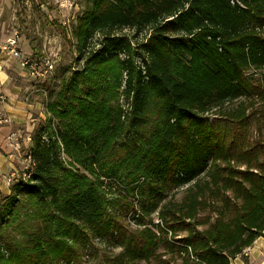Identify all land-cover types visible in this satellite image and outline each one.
Here are the masks:
<instances>
[{"label":"trees","instance_id":"trees-1","mask_svg":"<svg viewBox=\"0 0 264 264\" xmlns=\"http://www.w3.org/2000/svg\"><path fill=\"white\" fill-rule=\"evenodd\" d=\"M86 4L70 28L83 67L46 104L29 176L0 210V264H85L94 244L118 249L97 264H230L264 237V140L247 128L264 0ZM123 29L147 33L133 44L115 34ZM121 86L128 111L116 103ZM111 186L131 198L125 225ZM181 187V201L164 202ZM20 218L22 241L6 239Z\"/></svg>","mask_w":264,"mask_h":264},{"label":"rangeland","instance_id":"rangeland-1","mask_svg":"<svg viewBox=\"0 0 264 264\" xmlns=\"http://www.w3.org/2000/svg\"><path fill=\"white\" fill-rule=\"evenodd\" d=\"M88 5L81 3L76 9L71 11L60 10L56 7L45 8L36 5L34 0H0V39H4L14 33L17 34L22 47L32 57L41 60L43 57L53 59V71L50 77L46 80L33 79L32 77L22 73L19 66L15 65L13 60L0 57L1 61H4L3 66L7 71V75L12 84L19 87V99L24 102L36 99L41 106V115L37 114L38 121L35 123L33 130L39 125L45 124L48 121L49 115L46 112V104L50 103L56 96V93L60 89V82L66 77L70 76L72 71L82 69L84 60L79 56L75 40H71V24L79 15L78 11L84 10ZM65 22L67 25H63ZM74 25V24H73ZM147 30L134 32L132 29H123L116 31L115 34L126 37L133 44L136 41H141L146 35ZM102 36L97 33L93 36L88 45L87 50L96 49L100 46ZM1 54V53H0ZM123 58V54L121 56ZM8 60V61H6ZM137 62H139L137 60ZM17 66V67H16ZM249 77L251 83L254 85V89H257L258 94H252L248 98V102L251 99L254 100V104L247 110V128L251 139L263 138L264 140V99L261 98L260 93L264 97V68L258 70H250ZM118 90L117 105L122 111H128L129 107L122 95ZM234 101L225 105L229 110L237 107L240 101ZM125 113V112H124ZM124 113H122L124 115ZM214 117V116H213ZM10 122V121H9ZM8 123V122H7ZM55 125V121L52 122ZM12 132L18 134L17 146L15 143L8 141V135ZM6 136V140L11 145L14 152L18 157L17 175L20 177L23 174V169L29 166L27 155L31 145V133L28 136L19 135L17 130L10 131ZM62 159H66L65 156ZM112 187V186H111ZM110 187V189H111ZM107 197H111L115 200V214L119 216L120 222L125 225V215L128 213V202L131 201L129 195L120 187L113 186L111 190L105 187ZM186 187H181L167 193L164 202L172 201L179 202L184 196ZM7 194L0 193V210L3 203L6 201ZM205 216V213L199 215V217ZM23 219H17L14 222L9 223L4 228L3 235L6 239L15 237L22 241L20 231H25L26 223H22ZM129 223V220H126ZM40 222L32 223L35 230L40 228ZM127 227V226H126ZM130 229H134V225H129ZM202 227H199V229ZM157 231V230H156ZM158 233V232H157ZM92 258L85 264H97L100 263L103 256L111 255L118 251L117 248H105L102 244H94ZM163 249L159 248L157 253L162 252ZM167 258V256L165 257ZM78 261V259H75ZM77 264H80L77 262ZM84 264V262H83Z\"/></svg>","mask_w":264,"mask_h":264},{"label":"crops","instance_id":"crops-1","mask_svg":"<svg viewBox=\"0 0 264 264\" xmlns=\"http://www.w3.org/2000/svg\"><path fill=\"white\" fill-rule=\"evenodd\" d=\"M19 43L22 50L25 51L20 41ZM25 52L27 53V51ZM2 56L12 60L0 54V57ZM12 63L15 64V61L13 60ZM3 64L4 61L0 60V110L10 122L0 125V193L8 194L9 185L4 177L11 170L17 171L18 157L6 140V136L13 130H17L21 137L32 133L35 123L39 119L37 114L41 115V106L36 99L24 102L19 99L20 89L11 83ZM230 264H264V237L257 238L244 255L234 258Z\"/></svg>","mask_w":264,"mask_h":264},{"label":"built area","instance_id":"built-area-1","mask_svg":"<svg viewBox=\"0 0 264 264\" xmlns=\"http://www.w3.org/2000/svg\"><path fill=\"white\" fill-rule=\"evenodd\" d=\"M36 5L40 7H56L60 10L64 9L65 11H71L76 9L78 5L81 3L85 4L86 0H34ZM80 13V11H78ZM78 13V14H79ZM75 20L72 22L75 24ZM63 25H67L65 22H62ZM71 24V25H73ZM68 26V25H67ZM19 38L16 33L4 38L0 39V53L5 55L7 58H10L15 61V63L19 66L22 73L32 77L33 79H43L46 80L50 77L53 71V59L42 58L41 60L32 57L30 54L26 53L22 50ZM9 122V119L3 114L0 110V125ZM18 134L16 132H12L8 135V141L15 143L17 146ZM27 159L29 161V166L24 167L23 174L20 177L17 175V171L11 170L10 173L5 176L6 183L10 186L14 181L18 178H27L29 176V172L33 166V162L31 160L30 153L27 155ZM154 223L159 224L160 222L155 219ZM248 248L242 251L241 255H244ZM193 258V257H192Z\"/></svg>","mask_w":264,"mask_h":264}]
</instances>
